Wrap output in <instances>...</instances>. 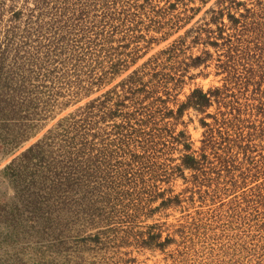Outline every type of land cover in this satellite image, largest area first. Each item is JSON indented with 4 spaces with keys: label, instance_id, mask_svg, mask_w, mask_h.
Masks as SVG:
<instances>
[{
    "label": "trees",
    "instance_id": "trees-1",
    "mask_svg": "<svg viewBox=\"0 0 264 264\" xmlns=\"http://www.w3.org/2000/svg\"><path fill=\"white\" fill-rule=\"evenodd\" d=\"M2 19L0 118L66 110L3 170L32 166L33 202L73 229L57 245L70 264L107 249L123 264L133 250L264 264V0H0ZM190 108L204 113L197 146ZM200 192L204 214L162 220Z\"/></svg>",
    "mask_w": 264,
    "mask_h": 264
},
{
    "label": "rangeland",
    "instance_id": "rangeland-1",
    "mask_svg": "<svg viewBox=\"0 0 264 264\" xmlns=\"http://www.w3.org/2000/svg\"><path fill=\"white\" fill-rule=\"evenodd\" d=\"M188 4L192 5L195 3L188 1ZM203 9L195 18L201 14ZM4 22V19L0 21V27L4 25ZM182 30H180V32ZM202 49H204L203 45L192 46L191 52L196 54ZM211 78V75L207 78L197 76L190 85L184 87L183 92H181L178 97L180 99L184 98V94L189 91V87H193L194 85H201L203 88L207 87L209 83L215 81ZM211 109L212 107L209 108V110ZM65 112L66 110L61 111L57 113L54 118L42 120L0 118V264H70L71 260L75 257L74 248H69L65 251L62 245L57 247L60 239L68 237L73 238V229L68 230L66 235L58 233L57 228L52 230V226L49 225V221L45 218L46 211L42 212L40 210L42 209L40 206L41 203L35 204L32 200L29 186L30 172L33 169L32 166L27 165L22 169L19 177L16 176L10 168L5 171L3 170V167L15 155L36 140ZM200 115H204V113L195 114L190 108L183 116L184 120H189L187 128L194 142V146L201 143L199 138L202 137L203 127L198 121V116ZM34 123L36 125H34L27 138H22L18 142L12 141V139L19 134L20 127L22 128L23 126ZM16 169L17 167L15 170ZM177 182L178 183L175 184L176 190L181 186L179 180ZM189 184L191 185V183ZM202 188H204V186ZM199 194H201V192L194 195L195 201L189 204L187 209H184L182 212L179 210L173 211L167 217H162V220L164 219L168 223L175 220L176 216L181 214L186 215L188 212L195 214L198 211L199 214H204V201L200 202L197 199ZM59 218L58 216V222ZM146 222H150V220ZM87 232L88 230L84 232V234ZM67 243L70 245V239ZM199 246L200 245H196L195 247L199 248ZM121 255V253L113 254V250L107 249L101 251L97 256L90 253L87 255L86 260L90 258L97 259L98 264H106L107 261L109 264H123V262H116V258ZM129 256H134L135 260L127 264L163 263L160 253H151L148 250L142 252L133 250L131 254L125 257ZM66 258H70V261H66ZM197 258L199 257L196 256V260H198Z\"/></svg>",
    "mask_w": 264,
    "mask_h": 264
}]
</instances>
